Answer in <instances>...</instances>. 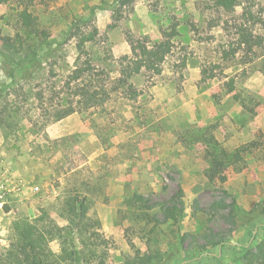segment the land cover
<instances>
[{
    "label": "rangeland",
    "instance_id": "rangeland-1",
    "mask_svg": "<svg viewBox=\"0 0 264 264\" xmlns=\"http://www.w3.org/2000/svg\"><path fill=\"white\" fill-rule=\"evenodd\" d=\"M238 2L230 12L214 0L0 3V52L9 37L19 55L37 52L41 62L21 81L17 61L0 53V264H17L16 222L45 211L57 230L66 225L60 204L71 192L86 195L100 224L89 264H137L155 251L171 256L166 264H195L202 254L204 264H244L255 252L252 234L264 241V0ZM25 5L47 44L20 28ZM244 7L262 19L254 32L263 44L224 58ZM174 30L160 74L132 77L134 99L118 89L130 41L151 45ZM85 62L97 84L113 88L110 100L45 125L68 102V77ZM177 201L182 215L165 220L162 207ZM218 241L233 247L214 260ZM50 248L58 252L59 242Z\"/></svg>",
    "mask_w": 264,
    "mask_h": 264
},
{
    "label": "trees",
    "instance_id": "trees-1",
    "mask_svg": "<svg viewBox=\"0 0 264 264\" xmlns=\"http://www.w3.org/2000/svg\"><path fill=\"white\" fill-rule=\"evenodd\" d=\"M10 0H0V3H8ZM32 3V0H21ZM216 8L225 11H232L236 6L240 5L238 0H214ZM27 6V7H26ZM18 24L20 28L30 32L39 39V44H47L45 32L40 30L37 18L28 10V5L20 10L17 14ZM262 19L256 17L249 7H244L240 16V22L235 25V40L230 46V49L223 52L224 58L236 56L238 51L244 53H254V49L263 44L261 36L255 34L254 28L261 24ZM164 39L158 43L149 45L147 42L139 40L130 41L131 56L124 57L125 64H121V79L118 80V89L133 93L127 87L128 81L141 73L142 70L160 74L161 65L166 57L172 52L173 44L171 38L178 35L175 30L171 34H164ZM14 40L9 37L4 38V49L1 56L7 60L17 61L20 80L31 78L32 70L39 69L41 62L38 59L37 52L19 55V51L14 44ZM84 44V42L82 41ZM252 59V58H250ZM249 59V60H250ZM19 61V63H18ZM252 61V60H250ZM96 68L91 62H85L77 67L68 77L66 88L68 90L69 100L65 106L57 109H52L53 113L45 120V125L60 121L73 113H82L92 108H100L110 100V94L113 88H107L104 83L97 84L95 82ZM14 77L15 75L12 74ZM70 93V94H69ZM71 97V98H70ZM135 96H132L134 99ZM237 99L236 95L234 96ZM51 113V112H50ZM4 121V118H0ZM257 145L252 142L249 146L237 150L233 157L235 160H240L239 153L247 152L250 147ZM215 167L222 165L221 162H214ZM134 203L140 207H147L148 199L143 196L134 195ZM177 201L171 206H163L162 214L165 220L176 222L183 213L181 205L178 208ZM90 209L89 200L85 194L79 192H71L66 196L60 204V218L66 222V225L59 230L56 229L55 221L43 211L41 215L33 220L23 219L14 224V231L19 240V254L15 256L17 264H89L96 257L97 240L100 237V224L88 215ZM54 241L59 242V251L51 250L50 245ZM228 245L229 248L233 244L218 241L213 245L217 248V252H211L210 255L214 260L222 258L224 249ZM255 246V252H248L245 255L244 264H264V241L257 242L255 232L249 240V246ZM73 258L70 259V255ZM171 256H165L159 251L145 254L138 258L137 264H166L170 261ZM206 258L202 255L195 256L191 259L192 263L204 264Z\"/></svg>",
    "mask_w": 264,
    "mask_h": 264
}]
</instances>
